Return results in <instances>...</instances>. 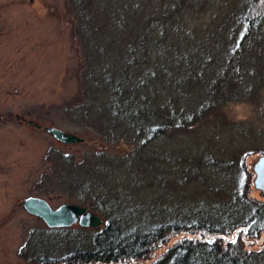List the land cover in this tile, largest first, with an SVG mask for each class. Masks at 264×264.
Here are the masks:
<instances>
[{
  "label": "trees",
  "instance_id": "16d2710c",
  "mask_svg": "<svg viewBox=\"0 0 264 264\" xmlns=\"http://www.w3.org/2000/svg\"><path fill=\"white\" fill-rule=\"evenodd\" d=\"M98 1L68 0L82 51V105L78 112L106 142L122 143L127 151L112 157L100 149L75 161L72 154L61 155L49 148L46 160L58 166L57 177L68 185L70 203L97 215L101 224L92 229L81 226L73 242L59 246L60 251L54 241L66 237L67 231L74 232L72 227L50 228L58 234L57 239L32 235L20 249V257L35 264H264V198L253 197L254 174L245 160L256 151H245L227 161L208 151L197 156L194 152L201 148L183 146L187 152L177 159L168 154L146 158L155 142L181 138L226 103L241 101L250 94V89H219L230 73H244V54L254 53L253 60L256 55L263 57L264 0H245L242 10L226 13L222 20L211 18L204 46L195 36L190 37L192 31L187 29L185 19H177V6L171 13L168 7L161 6L160 10L157 6L154 9L159 11L154 13L151 2L150 12L140 0H113L114 5L107 0L100 9L105 17L104 34L93 32L90 22L97 9L87 6ZM178 2L184 13L191 11V0ZM170 32L184 36L181 47L168 46ZM187 42L191 46L184 47ZM220 42L227 50L224 55L218 48ZM245 42L250 43L251 50L243 48ZM184 68V79L177 83L173 72ZM170 80L174 89L167 91ZM239 81L235 78L236 83ZM194 83L206 92L192 96ZM153 86L160 94L170 92L172 103L164 101L152 108L147 105V93ZM181 96L189 99V107L176 103ZM10 120L24 121L11 113L0 114V122ZM261 154L264 156V152ZM152 169L163 188L167 175H177V189L198 184L204 197L192 206L186 196L169 189L166 207L163 195L160 202L136 203L127 188L144 195L151 186L141 175ZM205 169L236 172V178L233 183L209 184L201 178ZM259 242L258 249L251 248Z\"/></svg>",
  "mask_w": 264,
  "mask_h": 264
},
{
  "label": "rangeland",
  "instance_id": "374dc122",
  "mask_svg": "<svg viewBox=\"0 0 264 264\" xmlns=\"http://www.w3.org/2000/svg\"><path fill=\"white\" fill-rule=\"evenodd\" d=\"M109 1L114 5L113 0ZM244 1L191 0L193 5L189 7L190 13H184L185 10L180 8L182 4L179 5L181 1L178 0H140L147 5L150 12L151 9L154 13L159 11L156 10L157 6L160 10L161 6L168 7L170 13L175 11L177 19L180 21L185 19L187 29L192 31L189 32L190 37L195 36L196 42H202V46L207 41L205 36L209 33L206 29L208 21L214 17L222 20L226 13L242 10L246 6ZM149 2L152 4L151 9ZM174 2L176 5H173ZM102 3L101 0L87 6L97 9L94 21L90 22L93 32L103 33L101 30L104 29L105 17L102 16L104 14L101 15L100 9L107 0ZM71 11L72 6L68 0H0V114L11 113L27 122L21 124L11 120L0 122V264H35L19 255L26 241L31 240L32 235L44 237L45 240L51 237L58 238V234L51 232L53 230L47 228L40 218L30 215L22 206L25 198L35 196L48 201L52 209L71 202L68 185L57 177L60 171L58 166H53L55 162L50 164L46 160L45 154L49 148L57 150L61 155L72 154L75 161L90 157L93 152L100 149L105 155L112 157L127 151V147L122 146V143L106 142L104 136L97 133L95 126L86 122L78 112L82 105L79 90L82 51L78 46ZM261 28H264V24ZM186 31L184 30L183 34ZM167 38L166 42L172 48L178 44L181 47L184 42L183 35L178 36L171 32ZM249 44L243 43L246 51L251 50ZM261 44L263 57L259 58L256 55V60H253L254 53L244 54L241 63L244 66V73L242 75L230 73L219 89V91L250 89V94L241 101H230L215 110L213 115L210 114L211 118L202 121L198 128H194L181 138L155 142L152 150H148L146 158L153 160L168 154L177 159L187 152L183 146L185 149L201 148L193 151L197 156L208 151L227 161L245 151H256L245 157L249 170L254 174V181L255 164L262 157L261 152H264V39ZM186 45L191 46L189 42L184 44V47ZM224 45L218 43L220 53L223 55L227 51ZM173 75L178 83L184 79L185 68L174 71ZM235 78H240L239 84L235 82ZM169 83L166 86L167 91H172L173 83L171 80ZM193 85L192 96L206 92V88L203 90L201 87L198 88L196 83ZM160 92L153 86L147 93L148 99L145 103L152 108L153 105L164 101L170 102L169 99L173 97L169 96L170 92L162 91L161 94ZM176 103L181 107H189L190 101L181 96L180 102ZM33 122L40 124L42 128H36ZM47 126L78 135L84 141L63 144L44 129ZM50 166L55 170L52 171ZM154 172L152 169L141 175L151 186L144 195L141 191L134 194V188L133 190L127 188V192L132 199H136V203L142 200L160 202L162 200L160 195H163V200L166 198L163 206L166 207L169 204L167 194L170 190H174L170 192L178 196H186L187 204L192 206H197L199 204L196 203L197 199L204 197L200 193L201 185L197 182H195L197 185L189 184L186 188L177 189L174 183L179 177L167 175L165 177L167 185L163 188L158 182V175ZM203 172L201 178L214 185L223 181L233 183L236 178V172L228 174L206 169ZM159 178L164 181L162 177ZM251 192L253 197L264 198V192L255 188V184ZM144 211L143 213L146 212ZM70 227L74 232L67 231L66 237H61L58 242L54 241L58 251L61 250L59 246L71 244L74 235L80 233L78 229L80 226L77 223ZM260 244L261 242L252 245L251 248L258 249ZM33 253L38 254L37 251Z\"/></svg>",
  "mask_w": 264,
  "mask_h": 264
},
{
  "label": "water",
  "instance_id": "95a60500",
  "mask_svg": "<svg viewBox=\"0 0 264 264\" xmlns=\"http://www.w3.org/2000/svg\"><path fill=\"white\" fill-rule=\"evenodd\" d=\"M36 128H42L40 124L33 123ZM52 137L63 144H76L84 140L78 135L64 133L56 127H44ZM255 164V188L264 192V156ZM24 210L34 217L40 218L47 228H69L73 224L80 227L92 228L101 224V221L92 212L86 211L85 207L76 204H61L56 209H52L48 201L39 197H27L22 201Z\"/></svg>",
  "mask_w": 264,
  "mask_h": 264
},
{
  "label": "flooded vegetation",
  "instance_id": "af4514ba",
  "mask_svg": "<svg viewBox=\"0 0 264 264\" xmlns=\"http://www.w3.org/2000/svg\"><path fill=\"white\" fill-rule=\"evenodd\" d=\"M17 123L21 124V123H27V122H25V121H21V122H17ZM33 123H34V122H33ZM33 123H32V124H33ZM34 126H35V125H34Z\"/></svg>",
  "mask_w": 264,
  "mask_h": 264
}]
</instances>
